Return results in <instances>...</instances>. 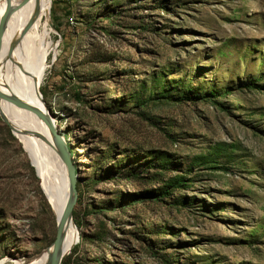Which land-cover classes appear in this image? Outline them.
Masks as SVG:
<instances>
[{
	"label": "rangeland",
	"instance_id": "rangeland-1",
	"mask_svg": "<svg viewBox=\"0 0 264 264\" xmlns=\"http://www.w3.org/2000/svg\"><path fill=\"white\" fill-rule=\"evenodd\" d=\"M50 11L39 89L78 176L60 264H264V0ZM40 181L0 117V263L55 239Z\"/></svg>",
	"mask_w": 264,
	"mask_h": 264
},
{
	"label": "bare ground",
	"instance_id": "bare-ground-1",
	"mask_svg": "<svg viewBox=\"0 0 264 264\" xmlns=\"http://www.w3.org/2000/svg\"><path fill=\"white\" fill-rule=\"evenodd\" d=\"M7 6L10 12L0 49V91L46 113L39 87L45 74L46 56L52 47L51 0H0V18ZM0 112L28 152L58 224L68 199L69 186L55 134L48 127L51 121L47 116V125L32 112L1 98ZM78 241L79 232L71 216L63 231L61 260ZM51 252L52 244L31 258L16 259L12 263L3 259L0 264H48Z\"/></svg>",
	"mask_w": 264,
	"mask_h": 264
},
{
	"label": "water",
	"instance_id": "water-1",
	"mask_svg": "<svg viewBox=\"0 0 264 264\" xmlns=\"http://www.w3.org/2000/svg\"><path fill=\"white\" fill-rule=\"evenodd\" d=\"M9 12H10V7L7 6L4 14L0 18V49H1V44H2V37H3V33H4L5 21H6V18L8 16ZM0 98L12 103L13 105H15L18 108L26 109V110L32 112L33 114H35L38 118H40L45 123H47V116L49 118V121H51L48 111H46V113H45V111H43L40 108L32 107L29 104H27L25 101L21 100L20 98L14 96V95L5 94V93L0 91ZM0 117L6 124H8L1 112H0ZM47 125H48V123H47ZM48 127L55 134L56 146H57V149L59 151L60 159L66 168V173H67V178H68V186H69L68 199H67L66 205L62 211V214H61L60 219H59L58 224H57L56 236L52 242V252H51L49 263H48V264H60L63 231H64L65 225L67 224L68 220L71 219L72 209H73V206H74L76 198H77L76 180H77L78 176H77V168L75 167V165L72 162L71 154H70L69 148L67 147L66 143L64 142V140L59 135H57V133L55 132V130L52 127V123H51V126L48 125ZM10 129L13 132L11 126H10Z\"/></svg>",
	"mask_w": 264,
	"mask_h": 264
},
{
	"label": "trees",
	"instance_id": "trees-1",
	"mask_svg": "<svg viewBox=\"0 0 264 264\" xmlns=\"http://www.w3.org/2000/svg\"><path fill=\"white\" fill-rule=\"evenodd\" d=\"M210 95L213 96V95H214V92H211ZM70 153H71V152H70Z\"/></svg>",
	"mask_w": 264,
	"mask_h": 264
}]
</instances>
